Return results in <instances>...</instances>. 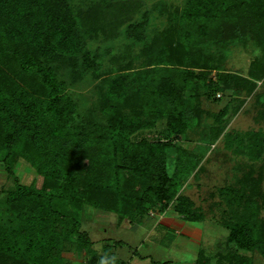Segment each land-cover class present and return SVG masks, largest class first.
I'll list each match as a JSON object with an SVG mask.
<instances>
[{
  "label": "rangeland",
  "instance_id": "obj_1",
  "mask_svg": "<svg viewBox=\"0 0 264 264\" xmlns=\"http://www.w3.org/2000/svg\"><path fill=\"white\" fill-rule=\"evenodd\" d=\"M68 2L87 25L83 35L86 42L72 55L42 59L73 103L67 131L81 136L88 147L103 148L122 175H140L146 186L166 182L168 191L175 188L168 209L161 213L147 211L142 217L134 216L136 213L121 217L104 212L103 206L83 205L79 231L88 234L93 252L101 245L111 248L108 244L114 239L123 240V245L112 249L109 256L100 254L97 261L108 264H115L116 254L131 259L135 249L141 253L152 251L149 259L167 260L164 264H196L200 250L201 257L213 263L218 250L227 247L224 243L230 232L226 225L229 220L234 222L241 214L254 212L252 222L264 223V68L258 63L264 58V16L259 13L264 0H245L239 9L231 7V0H214L204 4L201 14L192 19L185 16L187 0ZM141 21H145L141 34L131 32L129 25ZM178 48L196 51L189 66L197 73L196 82L185 85L182 76H175V93L171 99L160 101L151 90L158 77L169 75L168 62L161 60L170 61ZM155 49L165 52L167 58L148 64ZM222 73L247 78L256 84L255 88L248 93L235 84L218 91ZM115 75L127 79L118 99L109 95ZM177 101L186 105V111L178 109ZM172 114L176 120L184 115L181 122L184 120L186 126L182 132L173 130L168 119ZM129 121L144 122L145 126L127 132L124 126ZM218 124L225 125L230 139L222 133L212 141L206 140L212 136L208 129ZM246 132H258L259 139L248 140ZM141 160L143 168L131 167H138ZM81 173L73 166L68 176L78 174L81 178ZM15 181L33 183L47 191L51 183L26 158L17 159L13 174H8L0 163V224H16L5 213L9 207L5 198ZM234 191L241 194L240 204L237 196H232ZM178 195L190 200L186 206L192 212L188 216L194 220L176 213L173 207ZM164 215L188 219L192 225L188 233L198 242L187 236L174 237L159 227L148 236ZM57 228L63 236L66 231L62 224ZM172 237L175 241L180 237L183 242H171ZM76 238L73 234L60 246L65 264H80L83 254L92 252L77 247ZM254 241L251 249L236 247L233 241L229 247L249 264H264V255L255 248L258 239ZM1 258L0 264L11 263L7 257Z\"/></svg>",
  "mask_w": 264,
  "mask_h": 264
},
{
  "label": "trees",
  "instance_id": "obj_2",
  "mask_svg": "<svg viewBox=\"0 0 264 264\" xmlns=\"http://www.w3.org/2000/svg\"><path fill=\"white\" fill-rule=\"evenodd\" d=\"M211 1L214 0H187L185 16L191 19L199 16L203 5ZM243 1L231 0L230 5L239 9L245 5ZM259 9L264 16V6ZM83 22L82 15L74 12L68 0H0V163L8 174H13L17 159L26 158L39 175L51 181L49 191L37 188L33 183L15 181L13 189L6 195L9 207L5 213L16 224H0V259L5 256L11 260L10 264H65L59 249L64 239H71L73 234H77V247L92 250L83 254L84 258L97 262L102 256L93 252L88 234L79 231L83 205L103 206L104 211L118 213L121 217H129L130 213L143 216L147 211L161 213L168 209L169 200L175 193V188L168 191L169 183L146 186L140 175H122L118 164L105 156L103 148L91 144L88 147L81 136L67 131L74 111L73 103L52 76L48 65L42 64V59L46 57L50 61L55 56L79 51L86 42L83 35L87 25ZM144 26L145 21H141L128 28L141 34ZM158 52V49L152 50L148 64L161 57L167 58L165 52ZM176 52V55L172 53L175 61L173 57L170 61L161 60L168 62L166 72L169 75L158 77L151 90L153 97L157 96L160 101L172 98L170 96L177 87L172 79L175 76H182L185 85L196 82L197 73L189 67L196 51L178 48ZM258 63L263 69L264 58ZM111 81L109 95L118 99L127 79L115 75ZM218 84V91L237 84L248 93L256 85L242 76L225 73L220 74ZM177 103L179 110L185 109L184 103ZM183 114L181 117L185 120ZM181 117L176 120L173 114L168 115L175 132L185 129ZM143 126L144 122L129 121L124 127L128 132ZM224 129L223 124L208 129L212 136L206 140L212 141L214 136L219 137L222 133L230 139ZM258 134L246 132V137L256 141ZM137 163L138 167L134 164L131 167L145 166L142 160ZM73 166L82 170L81 178L78 174L68 176ZM233 193L240 204L241 194ZM189 201L182 195L176 197L173 208L181 217L192 213L186 206ZM188 217L190 220L195 218ZM253 217L254 212H250L248 216L241 214L234 222L229 220L226 249L218 250L213 263L206 262L208 260L201 257L199 250L196 264H249L244 256L237 255L236 250L229 247L231 241L236 247L251 249L254 239H258L255 248L264 255V223L252 222ZM60 224L66 231L63 236L57 228Z\"/></svg>",
  "mask_w": 264,
  "mask_h": 264
},
{
  "label": "crops",
  "instance_id": "obj_3",
  "mask_svg": "<svg viewBox=\"0 0 264 264\" xmlns=\"http://www.w3.org/2000/svg\"><path fill=\"white\" fill-rule=\"evenodd\" d=\"M104 212H111V211H104ZM161 217H159L158 220L155 222L154 227H152V229L149 230L148 236L152 235L153 232L159 227L160 228L159 230H161L164 233H168V234L171 233L174 237L175 234H177L181 238H186L185 236H187L189 240L196 241V239H194L188 233L190 228L192 227V225L190 224L191 222L189 220L181 219L179 218V216L168 217L164 215ZM180 237L177 238V241H175V238L172 237L171 242L173 240L174 243H182L183 239H181ZM120 245H123V240L114 239L110 241V243L108 244V248L109 247L111 248L106 249L104 245H101V248L99 250H94V251L97 254H101V255L104 254L105 256H109L110 255L109 252H111L112 249L119 247ZM197 252L199 253V250ZM115 254L116 251L114 255ZM132 254L133 256H130L131 259L129 258V256L127 257L128 259H130L127 263L125 261H127L128 259L125 260L123 256L120 257L117 254L113 259V261L115 264H131V263L132 264H164V262H167V260H165L164 262L160 261L159 260L160 258L149 259L154 254L152 251H146L145 253H141L139 250L137 251V249H135Z\"/></svg>",
  "mask_w": 264,
  "mask_h": 264
},
{
  "label": "built area",
  "instance_id": "obj_4",
  "mask_svg": "<svg viewBox=\"0 0 264 264\" xmlns=\"http://www.w3.org/2000/svg\"><path fill=\"white\" fill-rule=\"evenodd\" d=\"M80 264H108V263L105 261L90 262L87 259L83 258V260L80 262Z\"/></svg>",
  "mask_w": 264,
  "mask_h": 264
}]
</instances>
